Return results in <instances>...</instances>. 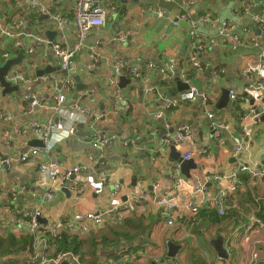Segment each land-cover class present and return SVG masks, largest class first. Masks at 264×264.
Here are the masks:
<instances>
[{
	"label": "crops",
	"instance_id": "1",
	"mask_svg": "<svg viewBox=\"0 0 264 264\" xmlns=\"http://www.w3.org/2000/svg\"><path fill=\"white\" fill-rule=\"evenodd\" d=\"M55 1L59 3L55 4ZM74 2L0 0V24L22 22L15 39L3 41L0 36V53H9V59H16L18 55L13 51L17 50L25 56L21 65H15L10 71V74L14 71L22 78L19 84L12 83L18 87V92L3 96L0 88V161L10 160L6 167H0V207L13 208L7 204L10 203L8 190L14 184L26 187L18 196L16 210L33 212L41 202V219L48 223L69 219L76 214L107 211L116 199L112 193L114 184L121 186V195L133 191L151 192L154 186V194L160 196L170 191L168 172L179 165L169 162L171 147H175L181 158L191 154L190 159L197 165V170L190 171V178H185L187 183L182 190L190 194L206 175L229 174L236 164L228 134L225 135L224 131L222 141L216 142L206 113H212L215 121L227 125L231 135L241 137L242 129L249 128L250 135L237 160L248 166L264 168V122L254 116L243 118L250 110L249 101L253 102L257 97L248 91V85L264 82V56L259 58L260 52L264 53V28L258 30L250 19L254 15L264 17V0H173L176 7L167 11L166 18L151 11V7H158L155 0H112V7L107 10L106 26L91 31L77 51L74 60L78 70L70 74L69 78L75 84L71 89L65 87L67 75L55 71L58 64L49 43L76 44L73 36ZM40 8H45L46 12L40 13ZM180 12L191 17L193 26L190 21H181L177 27L172 25ZM54 16L62 17L65 25L59 27ZM223 21L233 24L242 39L258 38L261 48L244 47L232 51L222 47L218 28ZM37 38L41 39L39 43ZM199 42L207 48L197 54L200 66L195 67L191 61L192 47ZM23 46L30 54L25 53ZM118 62L122 63L121 71L115 75L113 71ZM166 64L173 65L169 78ZM48 67L54 70L53 73L37 77V71ZM131 69H136L140 78L133 77ZM208 69L211 72L207 77ZM247 70L252 71L253 79L244 75ZM120 76L134 81L119 89ZM176 81L184 85L191 83L207 92L211 101L204 108L198 98L180 103L175 108H166L167 101L177 100L182 93L176 90ZM66 88V108L77 104L87 115H102L104 119L83 125L82 136L73 133V137L65 139V131H54L50 136L48 154L38 153L30 165L14 163L12 160L27 152L30 149L28 144L37 138L29 130L31 123L58 121L50 107L53 98ZM223 88L233 90L237 97L247 100L238 98L234 103L229 100L226 108L217 112L215 105ZM257 104L254 101L253 107ZM180 128H187L191 138L166 146L164 137L175 134ZM98 131L116 137L102 152L89 145ZM7 138L10 139L8 144ZM41 161H58L61 167L69 168L92 167L95 174L80 173L73 177L85 188L83 194L70 191L65 187L66 183H62V190L60 188L51 201H45L43 191L33 188L37 165ZM100 173L108 176L106 185L98 181ZM241 180L242 185L230 194L231 206L237 209L236 220L228 217L216 219L208 210L209 215L187 223L177 219L176 209L175 221L171 223L163 219L159 209L152 205L133 208L125 218L140 225L131 224L124 230L128 238L118 237L117 243L106 250L99 243L93 246L91 241L113 239L109 230L103 235L86 236L89 239L83 249V264H103L111 260L116 264H172L173 259L179 264H264V181L253 184L245 176ZM209 184L207 196L226 185ZM11 216L12 213L3 212L0 219L7 220ZM251 219L261 227L255 225L252 232L243 237ZM103 226L111 230L115 224L105 223ZM10 234L16 238L21 235L7 233ZM219 236L223 237L226 259H220L210 244ZM169 243L178 247L172 258L168 255ZM19 252L0 257V264H27L24 252ZM55 254L50 248L49 255ZM64 261L71 264L69 259Z\"/></svg>",
	"mask_w": 264,
	"mask_h": 264
},
{
	"label": "built area",
	"instance_id": "2",
	"mask_svg": "<svg viewBox=\"0 0 264 264\" xmlns=\"http://www.w3.org/2000/svg\"><path fill=\"white\" fill-rule=\"evenodd\" d=\"M157 1V0H155ZM165 2H172L173 0H162ZM59 1H55V4H58ZM112 7V0H75L73 8V36L76 44L74 46H69L66 43L61 41H55L49 43L51 52L57 60L58 68L61 71H64L67 75L66 86L69 88H74L75 84L69 78L70 74L76 72L77 65L75 63V57L79 47L83 44L85 37L93 30H100L104 28L107 24V10ZM151 11L160 18H166L167 11L162 10L158 7H151ZM40 13H45V8L39 9ZM258 30L264 28V17H259L254 15L250 17ZM54 22L59 26L63 27L65 21L60 16L53 17ZM184 21L191 22V17L185 13L180 12L175 19L172 21L174 27L178 26V23ZM211 23L213 22L210 19ZM8 22V21H7ZM21 21H12L11 24H0V36L3 39L10 40L15 39L18 34L17 30L20 28ZM213 24V23H212ZM219 40L222 44V47H225L230 50L225 43L230 44L231 50L235 51L238 48L244 47H253L254 49H260V43L258 38L253 39H242L241 33H237L235 26L231 23L223 21L219 25ZM242 34L246 35L245 32ZM40 38H37L36 41L39 43ZM6 45L7 43L4 42ZM207 46H204L202 42H199V45L194 44L192 47L193 57L191 59L195 67H199L197 61V54L205 50ZM23 50L26 54H30V51L23 46ZM261 55L259 58L264 56L263 52H260ZM9 59V53L2 54L0 53V65L3 64L6 60ZM122 63L118 62L114 68V74L119 75L121 71ZM167 69V77L169 78L172 74L173 65L166 64L164 65ZM149 67H152L149 65ZM79 71H83L80 69ZM130 74L135 78H140L139 73L136 69H131ZM170 74V75H169ZM245 76H252V71L247 70L244 74ZM22 78L16 72L14 76H11L8 81L14 84H19ZM186 80L184 76L183 81ZM59 92L54 98L53 103L50 107V111L56 116L58 121H46V122H33L29 126V130L33 132L37 137L40 135V140L42 141L44 148H34L25 152L21 157L17 158L14 163L25 165L29 164L33 157L37 156L38 153L43 152L48 154L50 151L48 144L50 142V136L54 131H65L66 135L63 138L73 137V130L78 124L86 125L92 123L101 122L104 117L102 115L88 114L85 110L77 104L72 108H66V92ZM248 91L254 92L257 97L253 101H257V106L250 107V110L244 115V119L259 118L264 114V82L250 83L248 85ZM230 101L233 103L236 99L247 100L245 97H237L233 90L228 92ZM195 98H198L201 102V107L204 108L210 101L211 97L207 92H203L197 89L194 86H190L186 91L182 92L177 100L167 101L166 108H175L180 103L193 101ZM74 111V112H71ZM206 118L211 121V134L216 142H221L223 138V132L227 138L229 136L233 144V153L232 158L236 162L233 171L229 174H209L206 175L202 180L199 181L194 189L190 190V194L183 192L182 190L186 186V180L181 175L179 170V165L173 166V168L168 172V178L170 181V191L157 196L154 194L156 189L152 187V191H138L130 192L129 194L121 195L122 189L118 184L113 186V196L116 197L110 209L107 211L87 213L84 215L76 214L69 219L58 220L51 223L46 222L45 224L39 223V219L42 217L41 213V202L40 205L33 211L28 213H23L15 205L18 203V196L21 195V191L25 190L26 187L14 184L8 190V196L10 198V203L7 205L13 207L12 209L7 206L0 207V215L3 212H10L12 216L7 220L0 219V238L7 236L9 232H17L21 235H28L32 238V248L31 250L25 251V257L28 260L27 264H61L64 260L69 259L71 264H81L78 257L73 255H61L55 254L54 256L49 255V250L51 248L50 242L54 239L60 230H65L69 234H77L79 236H87L90 231L93 229H98L103 227L105 223H113L115 225H121L124 218L129 215L130 211L133 208H137L145 205H152L159 209L160 215L167 222L175 221V210L177 219L185 221L187 223H192L196 220L198 213L202 209L213 208L216 211L217 216L224 217L227 209L229 208V196L236 192V190L242 185L241 177H248L254 184L256 181H264V168H257L253 166H248L240 161L239 155L243 152L245 144L247 143V138L250 135L249 128H243L241 137L231 135L229 133V128L222 122L215 121V116L212 113H206ZM159 118V115L156 116ZM115 135L106 134L105 132H97L96 136L89 142V145L99 150V152L105 151L107 147L112 145L114 142ZM175 136L177 137L175 139ZM191 138L190 132L187 128H180L176 130L173 135H166L163 139V143L166 146L175 145L178 140ZM9 138H7L6 144L9 143ZM39 156V155H38ZM191 154H186L183 156V160H189ZM102 156H99L101 158ZM98 158V157H97ZM96 160V159H94ZM10 163V160L5 159L0 161V167H4ZM94 169V168H93ZM92 167L87 166H73L61 167L58 164V161L50 162H38L37 165V176L35 178L34 189L43 191V200L51 201L54 198L55 193L62 190V183H66V186L70 191L75 192L78 195L84 193L85 188L76 183L73 179L74 176L80 173H89L95 174ZM98 181L102 185H106L108 182V176L103 174H98ZM209 183H214L219 185L220 183H225V186L220 187L215 191L212 196H207V187ZM195 195L198 197H195ZM125 197V199L123 198ZM117 197L120 200H117ZM255 225L261 227V224L256 220L251 219L250 223L244 230L243 237H247L248 234L252 232V229ZM247 239V238H246ZM126 258V256H124ZM127 260H130V256H127ZM103 264H116V261L111 260L109 262H104ZM172 264H179L176 259L172 260Z\"/></svg>",
	"mask_w": 264,
	"mask_h": 264
},
{
	"label": "water",
	"instance_id": "3",
	"mask_svg": "<svg viewBox=\"0 0 264 264\" xmlns=\"http://www.w3.org/2000/svg\"><path fill=\"white\" fill-rule=\"evenodd\" d=\"M157 5L158 8L165 10V11H171L174 7H176L175 3L172 2H165L162 0H157ZM256 12L258 13V11L256 10ZM47 35V34H46ZM48 37L50 38L49 34ZM13 53L17 54V58L16 59H9L6 60L5 62H3V64L0 65V88H2V95L5 96L7 94H11L13 92H18V87L15 85H12V83H10L8 81V79L11 76H14L15 73L14 71H12V73L10 74L11 69L15 66V65H21L22 60L25 58V56L23 54H19L17 50H14ZM53 69H50L49 67L46 70L43 71H37L36 75L37 77H42L44 75H48L53 73ZM56 72L58 73H62L63 75L66 76V73L64 71H61L59 68L55 69ZM211 70L208 69L205 73V75L208 77L210 74ZM132 79H126V77L124 76H120L119 77V83H118V88L119 89H124V87L128 84L131 83ZM176 87H177V91L178 92H183L185 90H187L190 86H192V84H188V85H184L179 81H176ZM228 88H223L221 90V95L215 105V108L218 110L224 109L226 108V106L229 103V96H228ZM29 103H33L31 100H29ZM233 103V102H231ZM250 104H252V101L250 102ZM259 120L261 122H264V114H262L259 117ZM82 128L83 125L82 124H78L76 126V128L73 130V133L75 134H79L80 136L83 135L82 132ZM101 132V131H98ZM29 147H34V148H39V149H43L44 145L42 143V141L40 140V135L36 138L35 141L31 142L28 144ZM169 162L171 164L173 163H178L179 164V170L181 175L184 178L189 179L190 178V171L191 170H197V165L194 163V161L192 159L189 160H183L180 156L179 153L176 152L175 147H171L169 150ZM241 157V155H239V158ZM6 167V166H4ZM120 183V182H119ZM121 184V183H120ZM132 185H134V181L132 182ZM65 192H68L67 189H64ZM39 223H46L43 219H39ZM211 246L214 247V249L216 250L218 256L220 259H226L227 255L225 250L223 249V237L219 236L217 239H215L214 241H212ZM167 249H168V255L169 257H174L175 255V251L178 250V247H175L172 243H169L167 245ZM61 264H69L68 261H64Z\"/></svg>",
	"mask_w": 264,
	"mask_h": 264
},
{
	"label": "trees",
	"instance_id": "4",
	"mask_svg": "<svg viewBox=\"0 0 264 264\" xmlns=\"http://www.w3.org/2000/svg\"><path fill=\"white\" fill-rule=\"evenodd\" d=\"M225 45L228 46L231 50L230 44L225 43ZM231 201H233L232 195L231 197L229 196V208H228L232 212L230 213V211L227 209L229 212L227 211L224 217L217 216L216 211L213 208H206V209H202L198 213L196 219H199L203 215H207L209 210V212H212V214L216 217V219L220 220L222 218L228 217L236 220L238 218L237 209H234L233 206H231ZM126 218H124L121 225L112 226L114 228H111V230L110 227L108 228L106 226L93 230L90 234H88L89 236L87 235L88 237H90L91 235L94 236V234H98V233L103 235L106 231L109 230V232L112 234L113 239L105 238L99 240L98 242H96L95 239H92L91 241L92 245L95 246L97 243H99L104 248V250H106L107 248L113 247L117 243L116 240H118V237L121 236L124 238H128V235L125 233L126 231L124 230H127V228L131 226V224L136 225V227L140 224L139 222H137L136 224L135 222L132 223L130 220L128 219L126 220ZM85 237L86 235L79 236L77 234H72V233L69 234L65 230H60L57 236L51 240L50 245L51 248L56 252V254H61V255L70 254L76 256L78 257L81 264H83V260L85 256V252H83V249L85 242H87L89 239L88 237L87 239ZM31 248H32V238L28 235H20L19 237L16 238L14 237V235L10 234L5 236L4 238H0V257L6 255H15L19 251H20L19 253L21 252L23 253L25 251L31 250ZM95 261L96 258L94 259L93 262Z\"/></svg>",
	"mask_w": 264,
	"mask_h": 264
},
{
	"label": "rangeland",
	"instance_id": "5",
	"mask_svg": "<svg viewBox=\"0 0 264 264\" xmlns=\"http://www.w3.org/2000/svg\"><path fill=\"white\" fill-rule=\"evenodd\" d=\"M223 1V0H222ZM37 32L39 31L38 29L36 30ZM222 110V109H221ZM221 110H216L217 112H221ZM100 234V233H99Z\"/></svg>",
	"mask_w": 264,
	"mask_h": 264
},
{
	"label": "clouds",
	"instance_id": "6",
	"mask_svg": "<svg viewBox=\"0 0 264 264\" xmlns=\"http://www.w3.org/2000/svg\"><path fill=\"white\" fill-rule=\"evenodd\" d=\"M228 92H229V91H228ZM229 100H230V99H229ZM231 102H232V101H231ZM253 102H254V101H253ZM253 102H252V104H250V103H249V104L252 106V105H253ZM240 155H241V154H240Z\"/></svg>",
	"mask_w": 264,
	"mask_h": 264
}]
</instances>
